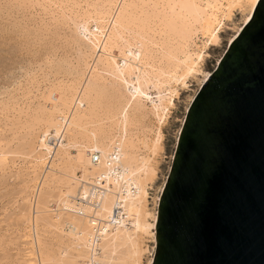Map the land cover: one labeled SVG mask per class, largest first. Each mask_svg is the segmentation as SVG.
<instances>
[{
	"label": "bare ground",
	"instance_id": "bare-ground-1",
	"mask_svg": "<svg viewBox=\"0 0 264 264\" xmlns=\"http://www.w3.org/2000/svg\"><path fill=\"white\" fill-rule=\"evenodd\" d=\"M100 1L101 6L96 7L93 14L87 12L82 16V22L75 23L77 27L82 25L90 36V45L87 42L84 44L89 46L81 45L84 49L81 48L83 56L79 59L80 64L87 69L90 58H94L98 50L101 52L97 54L89 76L85 78L86 70L65 71L73 80L67 88L70 95H66L63 106L41 107L33 115V122L25 124H31V129L43 126L40 128L42 133L37 137V146L30 142L35 147L29 152H35L29 166L32 170L29 176L32 177L24 179V190L21 191H31L24 199L27 205L19 206V212L15 211L14 217L11 215L7 219L16 231L21 232L18 240L6 239V243L9 241L15 246L20 245L16 241L23 242L25 249L22 254L19 252L21 259H16L19 253L15 258L20 264H142L143 257L149 252L144 241L155 235L158 223V216L148 209L147 202L150 183L156 177L157 168L151 157L161 148V128L170 117L168 115L180 90L202 75L203 63L208 56L205 50L209 43L219 45L225 21L241 9L249 13L246 25L252 20L260 2ZM0 17V83H4L19 64L12 44L13 35H17L18 30L16 25L4 23L7 19L9 21L7 13L3 12ZM29 36L24 34L26 39ZM201 36L206 40L202 47L197 45ZM65 65L61 61L57 64L60 70ZM57 74L60 75L58 71ZM82 82L84 88L79 92ZM15 99L13 96L0 101L1 111L7 114L15 111ZM153 120L158 126L156 136L151 139L149 133L153 132ZM17 124L11 127L12 131L21 123ZM13 134L16 135V131ZM3 142L0 136L1 172L10 165L9 154L29 156L28 151L25 152L28 149H23L30 145L26 142V146L12 150L9 142L5 145ZM6 145L9 147L7 150ZM70 149H75L74 157ZM96 151L101 154L98 161L93 158ZM148 153L153 155L150 157ZM45 168L49 171H44ZM56 169L63 170L64 176H58ZM43 171L45 174L42 176ZM38 188L41 190H38V200L35 199L38 216L34 225L30 215L33 209L31 199H34ZM45 213L54 214L44 218L43 215L47 216ZM41 226L45 228V234L55 235L52 236L53 242L45 240L46 237L43 239L45 235L39 237V234L38 241H34L33 229L42 233ZM6 243L3 240L0 242L4 251L0 254V262L12 257L9 256L10 250L3 248ZM150 264H153V258Z\"/></svg>",
	"mask_w": 264,
	"mask_h": 264
},
{
	"label": "water",
	"instance_id": "water-1",
	"mask_svg": "<svg viewBox=\"0 0 264 264\" xmlns=\"http://www.w3.org/2000/svg\"><path fill=\"white\" fill-rule=\"evenodd\" d=\"M153 264H264V0L179 132Z\"/></svg>",
	"mask_w": 264,
	"mask_h": 264
},
{
	"label": "rangeland",
	"instance_id": "rangeland-1",
	"mask_svg": "<svg viewBox=\"0 0 264 264\" xmlns=\"http://www.w3.org/2000/svg\"><path fill=\"white\" fill-rule=\"evenodd\" d=\"M101 3L102 1L99 2V0H17V1L0 0V16L4 12V13H7L8 18H9V21L7 19L8 22L5 21L4 23H9V24H13L17 26L18 34L13 35L14 40L12 44L15 46V49L17 52L16 61H19V64H20L14 67L13 74L10 75L8 78L6 77L7 80L4 83H0V101H4L5 99L8 100L9 98L11 99V97L13 96L16 97V99L14 100V105L16 103L15 111L12 110L10 113L8 112L7 114V112L1 111V106H0V136H1V139L2 140L4 139L5 141L3 142L4 145L9 142L11 145L8 143L9 144L8 146H10L12 150H17L18 148H22V145L26 146L27 143L31 142L36 147L38 144L37 137L42 133L41 132L42 130H40V128L43 125L42 126L39 125V126H36L34 129H31L30 123H29L30 125H25V124H27L29 121L31 122L33 115L35 116V113L37 114L39 110L42 109L44 106L56 107V108L59 106L61 107L63 106L62 104L64 103V101H66V95L67 97H69L68 94L70 90L67 88L70 87L71 82L73 80V77L66 75L65 71H67L68 69H73V70H78V71L86 70L85 78L89 76L90 71L92 70V67L95 66V59L97 57V54L100 55L101 52L99 53L100 50H98L94 58H90L89 60L90 66L87 69L85 68V66H83V64H80L81 57L83 56L81 48L90 45V41H89L90 36L87 34V32H85L82 25L77 27L75 26L76 25L75 23L82 22L83 21L82 16L84 14H87V12H90L93 14V11L95 10V8L100 7ZM10 13L12 14L11 16H10ZM248 16H249V13L247 11L244 12L241 9H237L235 13L233 14V16L231 17V19L225 21V24L223 25V29L221 30V33H220L221 34L220 38H222V40H220L219 45L218 44L214 45L212 43L208 44L206 48L207 51L205 50V55L207 53L208 56H206L207 58L205 57V61L203 63L202 75H200L198 80L192 79V81L190 82V85L187 88L180 90V94L176 99L175 106L171 110L172 112H170V114L168 115L170 117H167L168 119H166L165 121L166 123H164L162 126L163 128H161L163 137L161 141L162 144H161L160 150L155 156L151 153L150 154L148 153L150 157L153 155L151 157L154 160L153 165L157 168H156V177L154 181L150 183L151 186L149 189L147 206H148V209L157 216L159 212L160 199H161L163 190L166 186V183L168 181V178L172 170L173 160H174V156H175L177 146H178L179 132L181 131L185 118L188 115L189 109L192 103L194 102L196 96L198 95V92L201 90L203 84L205 83V80L209 78L210 75L214 72V70L218 67L220 60L223 58L224 54L228 50L229 44L232 42V40H234L238 36V34L244 28L245 23H246V18ZM0 22H2V17H0ZM92 23L93 22H91V24ZM22 32H24L25 37L30 35L28 37L29 39L24 38V34H22L23 36L21 35ZM25 39L27 40V42ZM73 39L76 40L75 41L76 43L74 42ZM78 40L80 43L78 42ZM205 41L206 40L201 36L197 40V45L202 47ZM23 42H24V45H23ZM86 42L89 45L84 44ZM27 44H29L30 47L27 46ZM81 45L83 47H81ZM60 61L64 65L66 64L63 68L65 70L63 69L60 70L59 67L57 66V64ZM57 71L58 73H60V75L57 74ZM83 84L84 82H82L79 92L82 91V89L84 88ZM65 92H67V94H65ZM153 121H151L153 123L152 124L153 132H150L149 133L150 135L148 134L149 138L156 136L155 133H157L158 125L155 120ZM16 122L18 124L21 123L20 124L21 126L17 124L19 127L16 130L12 131L13 125L16 124ZM149 122L150 121H148V123ZM22 124L25 126H23ZM2 130H5V131L3 132ZM14 131H16V135L13 134ZM29 134H31V136ZM2 135H4L3 138H2ZM9 138H11L12 140ZM8 139L10 141H8ZM63 139L64 138H62V140ZM31 143L30 145L28 144V146L24 147L23 150L28 149V150H25V152L27 151L28 153L31 152L33 148V145ZM56 143L57 141H55V144ZM65 143H67V141L64 142V144ZM31 145H32V147H30L31 149L28 148ZM8 146L6 145L5 147L6 150L7 148H9ZM70 152L72 156L73 155L75 156V149H70ZM34 153L32 151V153H29V156L23 153H19L16 155L9 154L8 156L11 161L9 163L10 165H8L7 166L8 168L4 170L5 172L0 171V178H1L0 183H2V185L0 186V240L1 241L3 240L5 243L7 242V240L12 241L16 238H17L16 240H18L19 234L21 233V232L16 231V229L13 226H11L12 222H10L7 219L11 215L15 214V211L16 213H18L19 212L18 210L20 207H23V205L24 206L27 205V200H24V199H25V196H28L26 195L27 193L29 195L31 194V191L26 190V192L22 193L24 190L23 181L24 179L28 180L29 179L28 177L30 178L32 177V176H29L32 171L29 168V166H31L30 162L32 160V157L35 155ZM30 154H32V156ZM12 159H16V160H14L12 163ZM46 168L44 169V171L46 170L49 171V169H46ZM44 171L42 173V176L45 174ZM55 172L57 173L58 176L59 174L60 176H64L65 174L63 170H59V169H56ZM19 175L20 177L21 176L22 177L18 178ZM6 179H7V182L9 181L10 183H7ZM55 186L57 185L55 184ZM40 188L42 189V186ZM40 188H38L37 191L35 192L36 195L34 193L35 195V196L33 195L34 199H31L33 200L31 202L33 203L31 204L32 206L31 209L32 208L33 209L30 211V215L32 216V222H34V225L36 223L35 218H37L38 216L37 215L38 209L36 208L37 206L35 204H37L36 201L38 200L37 198L40 194L39 193V191L41 190ZM55 192L58 193V190L56 189ZM19 194H21V196ZM45 214H47V216L43 215V217L45 216L44 218L48 216H52L54 213L52 214L50 213L49 215L48 213H45ZM5 221H9L10 223L9 222L7 223ZM152 223H155V222L152 221ZM9 224L10 226H6ZM42 227L43 226H41L40 229ZM44 229L41 231L42 233H39L40 230L36 231L37 229L35 228L33 229L35 230L33 232H35L36 234L35 235L33 233L34 241H38L39 237L42 238L43 235H45L43 239H45L46 237L45 240L47 241L50 240V242L51 241L53 242L52 239L55 235H53L52 233L50 234L51 235L50 236L49 234H47L48 232H46L45 234ZM11 233H13V235ZM154 233L155 235L152 238L148 237V240H146L147 242L144 241L145 242L144 245H146L145 247H147L146 249H148L149 252L145 254V257H143L142 264H150V260L152 258H153V263H154L155 255H156L157 248H158L157 227L154 229ZM9 241L8 243L4 244L3 248H5L7 251L10 250L11 252L8 251L9 256L11 255L12 257L10 258L6 257V259L4 258V262H0V263L1 264H13V261H14V264H20L18 260L16 259H21L20 255L23 253L21 251H24L25 249V247H23V242L16 241L20 243V245L15 246V245L10 244ZM37 246H38V243H37ZM17 247L19 248L20 251L18 250ZM3 253L4 251L0 248V254L2 255ZM17 253H19L18 254L19 256L16 258ZM12 254L15 255L14 258ZM9 259L13 261H10ZM15 260L17 261V263Z\"/></svg>",
	"mask_w": 264,
	"mask_h": 264
},
{
	"label": "built area",
	"instance_id": "built-area-1",
	"mask_svg": "<svg viewBox=\"0 0 264 264\" xmlns=\"http://www.w3.org/2000/svg\"><path fill=\"white\" fill-rule=\"evenodd\" d=\"M100 156H101V154L98 151H96L94 156H93L94 161H98L100 159Z\"/></svg>",
	"mask_w": 264,
	"mask_h": 264
}]
</instances>
